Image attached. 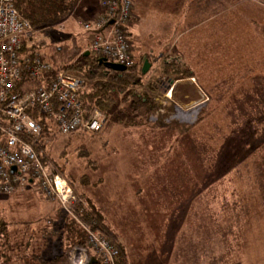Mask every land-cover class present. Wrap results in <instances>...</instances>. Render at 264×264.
I'll list each match as a JSON object with an SVG mask.
<instances>
[{
	"label": "rangeland",
	"instance_id": "1",
	"mask_svg": "<svg viewBox=\"0 0 264 264\" xmlns=\"http://www.w3.org/2000/svg\"><path fill=\"white\" fill-rule=\"evenodd\" d=\"M95 1H79L70 14L73 20H90L79 14L86 12L84 4ZM70 15L35 30L26 44L36 45L46 58L64 45L77 58L79 50L87 49L88 34ZM227 62L219 57L217 67L203 66L196 80L192 75L181 82L155 83L150 95L160 108L149 114L145 126L128 127L112 117L100 131L62 135L49 121L54 132L39 143L47 171L62 177L79 200L89 201L102 215L128 264H264V77L254 73L260 67L229 74ZM153 75L135 89L143 91ZM117 101L119 108L128 99L120 95ZM223 153L233 166L240 165L244 195L198 197L203 189L199 181ZM14 197L13 203H23L24 197ZM55 202L65 223L81 228L74 219L78 205L67 214ZM6 205L8 200H0V206ZM6 207L0 209V219L9 211ZM10 210L5 220L35 229L33 222L21 223L18 206ZM4 237L8 241L7 233Z\"/></svg>",
	"mask_w": 264,
	"mask_h": 264
},
{
	"label": "built area",
	"instance_id": "2",
	"mask_svg": "<svg viewBox=\"0 0 264 264\" xmlns=\"http://www.w3.org/2000/svg\"><path fill=\"white\" fill-rule=\"evenodd\" d=\"M250 1L264 7V0ZM100 6L102 15L92 21L75 19L88 34L86 52L131 67L134 57L127 24L132 0H100ZM34 33L12 0H0V194H12L31 182L45 199L59 202L62 210L71 214L80 200L62 177L47 171L35 151L41 126L32 110L44 114L62 135L100 131L106 118L98 109L83 110L78 93L86 80L55 69L37 49L24 51ZM12 166L15 171H10ZM74 219L85 233V242L65 252L66 264H117V245Z\"/></svg>",
	"mask_w": 264,
	"mask_h": 264
},
{
	"label": "crops",
	"instance_id": "3",
	"mask_svg": "<svg viewBox=\"0 0 264 264\" xmlns=\"http://www.w3.org/2000/svg\"><path fill=\"white\" fill-rule=\"evenodd\" d=\"M83 6L86 12L79 15L92 17L90 21L103 13L100 0ZM70 18L75 22L72 15ZM127 34L132 55L141 60L140 69L147 60L149 71L154 72L164 57L172 56L182 60L196 80L203 66L216 64L215 68L217 58L224 57L228 60L224 66H231L226 73H245L260 67L262 70L254 73L264 77V7L254 1L132 0ZM14 196L24 197L23 203H13ZM2 199L8 200V205L0 209L6 207L10 212L0 219V225L5 223L0 226L5 232L0 236V264H43V260L65 253L69 243L62 228L65 219L55 201L46 200L31 182L12 194H0ZM14 204L21 209V223L33 222L34 230L5 220L12 215L10 207Z\"/></svg>",
	"mask_w": 264,
	"mask_h": 264
},
{
	"label": "trees",
	"instance_id": "4",
	"mask_svg": "<svg viewBox=\"0 0 264 264\" xmlns=\"http://www.w3.org/2000/svg\"><path fill=\"white\" fill-rule=\"evenodd\" d=\"M12 1L18 13L28 20L33 30L40 31L41 29L53 27L56 23L68 18L81 0ZM36 49V45L32 44L28 46L25 43V52ZM78 52L77 58H73L71 57L70 47L64 45L56 46L47 56V59L55 69L67 70L86 80V84L78 93L83 110L86 113L93 109L101 111L106 118L105 126L112 123V117L117 123L128 127H141L147 125L149 123V114L158 111L160 108L159 102L150 95L156 87L155 83L159 80L192 77L190 68L187 67L182 60L167 56L162 59L159 66L155 69L153 75L154 79L149 80L150 82L146 84L143 91H137L135 88L144 85L143 79L146 80L148 78L150 74L149 70L145 74H142L137 63H134L131 67H126L125 70L122 71L112 70L99 62L100 56L91 53L86 54V50H79ZM158 60V58H154V62ZM120 95H125L128 102H126L125 106L116 108L115 106L118 103L117 99ZM31 114L41 126V136L38 143L34 145V149L46 167L47 164L44 161L45 159L43 155H41L43 147H41L39 143H42L41 139L43 137H50L54 131L50 124L51 121L44 114L38 112L36 109H33ZM225 156L227 155L224 153L220 154L217 158V162L212 166L211 173L204 175L205 177L201 179L206 182L199 181L198 186H203V189L197 193L198 197L209 196V194H213L216 198L230 194L237 197L244 195V192L241 193L242 191L240 189L243 183L238 182L241 180V171L236 168L240 165L233 166L227 161ZM236 160L237 159H235V161ZM238 162L239 161H236V164ZM227 167L231 168L229 169ZM234 168H236V172ZM223 170L225 171L223 173L224 175H219ZM239 183L240 186L233 190L234 186ZM232 185L233 188L229 190ZM75 214L80 221L86 223L92 230L97 231L117 245L119 249L117 264H128L123 247L117 243L113 231L103 222L102 215L89 201H79ZM228 220L229 219H226V221ZM215 222L218 223L219 221ZM1 225L4 226L5 223ZM65 225H68V228H65ZM65 225L62 228L66 235V243L69 242L65 248L67 251L73 245L82 244V236L84 240V234L81 228L72 226L70 222L65 223ZM69 244L71 245L69 246ZM43 264H66V255L65 253H59L52 258L43 260Z\"/></svg>",
	"mask_w": 264,
	"mask_h": 264
},
{
	"label": "water",
	"instance_id": "5",
	"mask_svg": "<svg viewBox=\"0 0 264 264\" xmlns=\"http://www.w3.org/2000/svg\"><path fill=\"white\" fill-rule=\"evenodd\" d=\"M86 54H88V52H86ZM99 62L103 63L104 66L112 69V70H117V71H122L125 70V66L117 63V62H111V61H107L105 58H100ZM150 64L148 63L147 60L144 61L142 67H141V73L145 74L148 70H149ZM15 166H12L10 168V171H15Z\"/></svg>",
	"mask_w": 264,
	"mask_h": 264
},
{
	"label": "bare ground",
	"instance_id": "6",
	"mask_svg": "<svg viewBox=\"0 0 264 264\" xmlns=\"http://www.w3.org/2000/svg\"><path fill=\"white\" fill-rule=\"evenodd\" d=\"M96 18V17H95Z\"/></svg>",
	"mask_w": 264,
	"mask_h": 264
}]
</instances>
